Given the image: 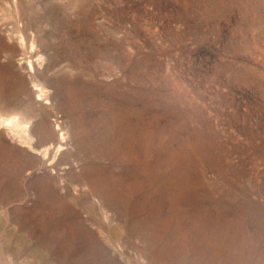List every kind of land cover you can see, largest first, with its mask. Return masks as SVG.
Masks as SVG:
<instances>
[{"label": "rangeland", "instance_id": "374dc122", "mask_svg": "<svg viewBox=\"0 0 264 264\" xmlns=\"http://www.w3.org/2000/svg\"><path fill=\"white\" fill-rule=\"evenodd\" d=\"M16 117L0 264H264V0H0Z\"/></svg>", "mask_w": 264, "mask_h": 264}, {"label": "bare ground", "instance_id": "6f19581e", "mask_svg": "<svg viewBox=\"0 0 264 264\" xmlns=\"http://www.w3.org/2000/svg\"><path fill=\"white\" fill-rule=\"evenodd\" d=\"M81 97H82L81 95H73L74 101H76V102L81 101ZM19 124L21 125V123H20V121H19V119L17 117L16 118H11V119L10 118L9 119H3V120H1V118H0V125L1 126L14 125V126H16L18 128L20 126ZM27 129H28V124L24 123V127L22 128V131L26 133ZM61 140H62V142H64L66 140V138L64 136H62ZM58 148H59V151L63 150L62 146H60Z\"/></svg>", "mask_w": 264, "mask_h": 264}]
</instances>
